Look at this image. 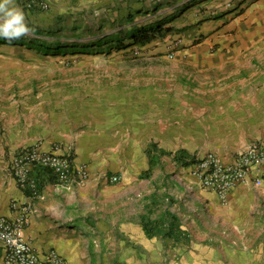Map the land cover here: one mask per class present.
<instances>
[{
  "label": "rangeland",
  "instance_id": "374dc122",
  "mask_svg": "<svg viewBox=\"0 0 264 264\" xmlns=\"http://www.w3.org/2000/svg\"><path fill=\"white\" fill-rule=\"evenodd\" d=\"M144 1H139V9L131 5L137 1H111L119 4L118 10L121 9L124 14L122 18L97 10L88 15L71 14V25L66 28L72 30L63 29L60 33L48 34L59 38L62 42L60 46H63L60 49L65 52L52 50L47 53L24 44L0 46V94L8 98L7 104L15 117L23 115L21 117L25 119L28 131L45 130L51 126L52 119L64 113H70L71 120H94L99 117L117 120L119 115L131 113L135 121L147 113H155V116L145 117L149 120V131L166 147L161 150L160 168L149 177L143 174L148 169L145 152L127 150L122 154H113L116 158L112 164L111 160H106V171L114 172L113 176L118 177L120 172H127L129 176L126 183L121 179L116 183L120 189L113 195L118 198L122 196V200L115 199L113 204L108 202L103 211L108 213L101 218L106 223L112 217L117 224L121 223V205L128 210L137 198L140 200V212L146 215L149 195L155 193L162 196L164 192H169L168 189H162L163 184L159 183L158 176L166 173L171 165L169 156L175 153L171 149L187 148L188 157L198 159L208 152L217 153L207 151L209 146L223 147L230 139H239L238 129L231 127L235 120L234 110L242 107L243 100L255 89L253 79L256 76L260 79L262 75L258 74H264V38L243 50L241 59L244 61V72L241 74L230 73L231 70H202L204 73L200 74L193 58L186 56L187 49L197 47L203 39V35L197 33L201 20L191 23V17L183 15L188 1L159 0L153 3L154 0H147L146 4ZM124 3L127 5H121ZM198 8L193 13L197 16L207 11L206 8ZM151 26H158L161 31L149 38L147 35L143 42H134L130 38V33L138 34L139 30ZM22 41L29 44L27 38ZM73 43L77 47L71 45ZM202 46H207L211 52L216 49V45L208 41ZM227 47L231 48L232 44ZM73 48L87 51H71ZM125 121L130 122L131 118ZM4 127L0 123V129ZM114 164L121 168L114 167ZM171 171L174 185L170 187L178 196L182 191L179 184L184 186L185 181L179 178L182 173L176 166L172 165ZM186 174L190 176L188 172ZM150 177L157 180L160 187L157 191H153ZM194 192L192 190L190 194ZM184 198L176 197V203L174 206L169 204V208L180 213L185 211L188 207L185 206ZM164 206L161 201L159 208ZM98 212L97 215L100 214ZM77 214H81V211ZM240 218L244 221L242 229L237 227V231L228 239V232L223 233L221 229L220 232L214 231L216 227L211 225L214 221L204 218L203 225L197 226L198 234L187 235V244L215 239L217 243L239 245L240 242H253L254 245L257 240L263 239V214L255 215L252 212V216ZM101 237L103 248L99 249V255L101 258L104 254L110 264H169L167 250L163 252V249L156 248L159 257L152 259L151 255H134L133 252L138 254L141 251L134 248L137 244L132 245L130 240L120 238L113 232L103 231ZM154 237L157 240L166 238L158 234ZM121 239L123 244H120ZM182 264L195 263L183 259Z\"/></svg>",
  "mask_w": 264,
  "mask_h": 264
},
{
  "label": "crops",
  "instance_id": "0c3cea01",
  "mask_svg": "<svg viewBox=\"0 0 264 264\" xmlns=\"http://www.w3.org/2000/svg\"><path fill=\"white\" fill-rule=\"evenodd\" d=\"M45 1L49 5L47 11L38 8L29 10L26 8V0H12L13 5L24 12L26 24L30 28V31L21 37L22 40L31 37L36 30L40 33L71 30L69 27L66 28L71 25L73 19L71 14L88 15L97 10L106 11V15L109 16L122 18L124 15L121 9L118 10L119 4L112 3L114 0ZM133 1L137 3L131 4L135 5L132 7L139 9L141 7L139 1L142 0ZM156 1L159 0H154L153 3ZM183 1L189 3L183 15H189L191 23L201 20L197 33H201L203 39L196 45L197 47L187 49L188 53H186L187 57L193 58L194 65L197 66L198 71H201L200 74L204 73L202 70L211 72L231 70L230 73L233 74L244 72V61L241 59L244 55L243 50L264 38V0H182L181 2ZM144 3L148 1L145 0ZM121 5L125 6L127 3ZM198 7L206 8L207 11H204L202 16H197L193 13L199 10ZM2 39L4 38L0 37V40ZM205 41L214 43L216 49L211 52L207 46L200 47L205 45ZM228 44H232V47L228 48ZM4 45L10 44L0 43V46ZM258 75L262 76L260 79L257 76L253 79L255 89L243 100L242 107L235 108V120L229 117L233 120L231 127L238 129L240 138L230 139L223 147L209 146L207 149L217 152L216 154L224 162H230L237 150L246 143L264 140V74ZM4 96L0 94V123L5 126L0 129V216L12 218L17 214V208L24 205L28 209V217L23 229L24 237L37 252L43 253L54 248L68 264H110L104 254L101 258L99 255V249L103 248L101 236L103 231H107L130 240L131 244H137L138 246L135 245L134 248L144 250L143 253L140 251L138 254L135 251L134 255L143 257L151 255L152 259H155L159 257L156 248L163 249V252L167 250L169 264H182L183 259L193 260L195 264H264V237L262 240H257L254 245L253 242H240L239 245L233 243L231 245L229 242L217 243L215 239H208L205 243L191 241L188 245L187 241L174 242L168 237L159 238L158 241L154 236H147L142 227V222L149 213V203L154 197L160 200L163 197L165 206L159 211L167 210L177 218L182 233L197 235L199 232L197 226H202L206 218L214 221L211 222V225L216 227L214 231L220 232L221 229L223 233L228 232L227 239L231 238L237 227L241 229L243 227L244 221L241 216L250 217L252 212L255 215H264V174L262 187L237 186L227 194L224 201H221L216 194L200 190L195 185H193L195 192L191 195L187 187L193 179L186 174L188 167L176 165L172 160V153L169 156L171 165L168 166L167 172L158 176L159 183L163 184L162 189H168L169 192H164L162 196L155 193L149 195L146 200V215L140 212L138 203L140 200L137 198L135 204H132L128 210L121 205V223L117 224L114 217L106 223L101 218L108 213L103 212L108 202L112 203L115 199L122 200V196L118 198L113 195L120 188L116 186L117 182H110L109 178L114 172L106 171V160H111L112 164L116 158L113 154H122L127 150L143 153L151 143H157L159 150H165V144L149 131V120L145 117L155 116V113H147L136 121L132 120L131 113L119 115L117 120L100 119V117L94 120L88 118L71 120L70 113H64L59 118L52 119L49 128L28 131L25 119L21 117L23 115L15 117L7 104L8 98ZM128 118H131L130 122L125 121ZM34 143L45 151L57 144L62 148L71 149L75 163L84 164L89 171V180L81 187L61 193L52 189L53 184H47L41 190L42 199H29L8 172V165L13 152ZM171 150L172 152L184 150L189 153V149L184 147ZM144 159L147 162V156ZM172 165L180 170L182 177L179 178L185 181L184 186L179 184L182 191L178 196L185 197V206L188 208L181 213L169 208V204L174 206L178 197L170 187L174 185L170 174L173 173ZM113 166L120 167L118 164ZM157 168H160V163L153 168V175L157 173ZM118 178L124 183L129 181L127 172H120ZM149 180L153 191L160 189L157 180L152 177ZM185 191L189 192L186 194ZM12 201L17 202L15 207L11 205ZM79 206L81 208L78 209ZM78 211H81V214H77ZM97 212L100 214L97 215ZM123 243L121 239L120 244ZM120 258H123V254ZM0 264H4L1 252Z\"/></svg>",
  "mask_w": 264,
  "mask_h": 264
},
{
  "label": "built area",
  "instance_id": "2783aa9c",
  "mask_svg": "<svg viewBox=\"0 0 264 264\" xmlns=\"http://www.w3.org/2000/svg\"><path fill=\"white\" fill-rule=\"evenodd\" d=\"M26 8H38L47 11L49 5L45 0H26ZM37 167L48 168L54 174L56 183L52 185L55 192H67L75 187L83 186L89 180V171L84 164H76L72 151L54 145L50 150H42L34 143L13 152L8 170L17 186L27 191L29 199H42L31 172ZM188 173L193 182L188 184L198 189L212 192L224 201L227 194L237 186L252 185L260 188L263 185L264 174V140H253L237 150L230 162H224L219 155L208 152L194 159L188 167ZM117 176H111L110 182L118 181ZM11 205H17L12 201ZM28 217V209L23 205L17 208V214L12 218L0 216V252L4 264H68L54 248L43 253L34 250L26 241L23 229Z\"/></svg>",
  "mask_w": 264,
  "mask_h": 264
},
{
  "label": "trees",
  "instance_id": "16d2710c",
  "mask_svg": "<svg viewBox=\"0 0 264 264\" xmlns=\"http://www.w3.org/2000/svg\"><path fill=\"white\" fill-rule=\"evenodd\" d=\"M151 27L139 31L137 30L138 34L136 32L130 33V38L132 37V40L134 42H143L144 39L147 37V35L149 38L150 35L154 36L156 34L155 32L161 31V28L158 26H154V27L151 26ZM49 33L50 31L45 33H40L39 31L36 30V32L33 33L32 36L27 39V42L29 44H25L21 38L15 41H8L6 39H2L0 40V43L22 44V45L24 44L26 47H29L31 49L44 51L47 53H50V51L52 50L59 53L65 52L66 50L60 49V47L63 48V46H60L61 45L60 43L62 42L59 40V38L56 37L54 38L53 36L48 35ZM54 41L55 44H53ZM71 45L77 47V44L75 43ZM71 51L86 52L87 50L84 48L83 49L78 48V50L77 48H73ZM145 154L147 156L148 169L145 170L143 174L149 177V175L152 174L153 168L159 165L160 157L162 156L163 152L158 149L155 143H151L146 148ZM172 160L176 165H180L182 167H189L194 161V159L188 157V153L184 150H179L173 153ZM31 176L34 179L39 192H41L43 187H45L47 184L56 183L55 174L48 168L37 167L33 170V172H31ZM24 193L26 196L29 195L27 191H24ZM161 201L163 200L154 197L152 201L149 203V208H148L149 213L147 214L145 220L142 222V227L143 230L145 231V234L149 237H152L156 234L162 235L164 237L173 239L174 242L186 241L187 234L182 233L181 230L179 229L178 219L174 218V216L169 212H167V210H165L164 212L162 211L157 212L160 209L159 207Z\"/></svg>",
  "mask_w": 264,
  "mask_h": 264
},
{
  "label": "clouds",
  "instance_id": "9594fccd",
  "mask_svg": "<svg viewBox=\"0 0 264 264\" xmlns=\"http://www.w3.org/2000/svg\"><path fill=\"white\" fill-rule=\"evenodd\" d=\"M30 31L24 12L12 0H0V37L15 41Z\"/></svg>",
  "mask_w": 264,
  "mask_h": 264
}]
</instances>
